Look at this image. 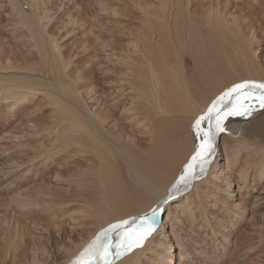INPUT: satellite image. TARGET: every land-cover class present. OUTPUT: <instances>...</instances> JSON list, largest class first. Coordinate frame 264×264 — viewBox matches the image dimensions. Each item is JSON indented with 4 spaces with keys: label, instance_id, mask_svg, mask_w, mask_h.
<instances>
[{
    "label": "rangeland",
    "instance_id": "obj_1",
    "mask_svg": "<svg viewBox=\"0 0 264 264\" xmlns=\"http://www.w3.org/2000/svg\"><path fill=\"white\" fill-rule=\"evenodd\" d=\"M157 1L0 0V58L3 61L0 66L7 65L5 60L9 59L13 65L18 64L23 69L25 68L20 70V72L22 71L20 74L23 75L0 72V85H25L30 87L29 92L33 94L29 99L19 104L14 112L0 108V264H65L70 255L72 257L77 253H75V249L80 253L93 239L96 224L93 220L90 224L88 223V215L94 213L98 208L96 203H99V208L104 204L100 191L90 183V175L87 173L89 167L98 164V160L89 158L74 163L79 155L74 154V149L70 148L73 144L70 140H64L65 145L60 140L57 141L60 143L58 146L62 147L58 155L60 158L57 160V164L60 165L50 173H46L47 170L41 163L36 165L38 169L31 164L33 159L36 160L38 152L39 154L41 151L46 153V150L56 142V139L53 140L51 135L48 136L52 140L49 139L47 134L51 131L50 128L58 125L56 122L59 119L55 106L49 105L50 99L55 100L54 96L45 93L44 81H49L52 79L51 76H56L57 73L50 68L52 63L49 59L50 52H47L46 58L41 52H45L46 48L49 50V38L46 34H51L52 39L59 46L60 60L65 63V76L62 78L64 81L66 80L65 82H70L73 88L80 92L78 93L81 100L78 104L79 108L83 112L89 113V109L97 110L99 107L103 115L104 112H107V97L109 96L108 99L115 98L120 90L118 79L121 76L125 78L129 73L125 74V71H128L125 60L129 53L131 56L134 55L133 44L141 33L142 14L149 8L150 11L157 12L160 9ZM210 1H213L214 6L218 5L227 22L235 20L239 29L237 36L239 39L245 40L259 73L254 71L255 67L244 64V60L239 57L242 47L237 39H234V42L236 41L235 52H237L234 53L238 58L234 59L232 50L235 44L232 42V36L224 34L225 36L219 37L217 33L208 32L203 26L202 18ZM182 2L184 6L189 2L188 10L185 8V13H182V20L188 24L190 33L186 32L187 27L183 23L185 31L183 30L181 34L177 32L178 35H183V40L180 37L183 47L177 41L172 42L171 46H176V50H172L173 60L169 61L165 68L167 84L164 83L166 86H163L161 90L163 93H168L172 102L177 101L180 97L184 98L186 91L191 99L194 96L197 108L198 104L204 105L205 100H210L212 98L210 96L214 95L216 99L233 84L245 80H264V0H182ZM145 7L147 8L145 9ZM170 9L169 11L172 12L173 8ZM19 12H24L32 19V30L44 25L43 35H39L38 31H34L35 33L32 34L33 32L23 26V23L20 22ZM187 13L191 14L190 20L192 21L187 19L189 18L186 17ZM35 16L36 18L41 17V26L35 23L36 18H33ZM45 30L47 31L45 32ZM204 37L206 38L204 39ZM226 38L231 41H225ZM208 47L213 51L219 47V57L215 51L211 52L214 57L211 63H207L202 58L205 54L210 55V53H204L209 51ZM230 57L233 65L229 62ZM207 66L208 69L205 70ZM215 67L222 69L219 68L220 83L213 75ZM105 74H109L108 78L105 77ZM24 76L30 77L32 80L25 82ZM72 80L74 82H71ZM211 82L212 84H210ZM214 84H217V87ZM199 85L203 86L204 90ZM195 86L201 90L196 88L195 91ZM214 90L215 92H213ZM59 91L64 95L70 89L62 87ZM161 91L159 89V92ZM96 102L98 103L95 105ZM179 102L181 103V99ZM166 103L168 100L162 104L164 109L167 106ZM87 105H89L88 108ZM59 106L60 113L63 110L67 113V120L63 127H67L68 124L74 126L70 121L71 110H74V100L72 103L63 102ZM126 106H129V103ZM189 106L194 107L191 102ZM122 109V107L119 108V113ZM234 118L231 117L225 123V128L230 130V127H234V123L235 125L241 123L240 119L244 121V118L241 117L240 119L235 118L240 120L238 122ZM257 119L248 120V124L245 122L249 126ZM106 122H108L107 127L118 124L114 118L106 119ZM48 127L50 128L48 129ZM39 130L41 135L34 136L33 134ZM107 130L109 131V129ZM149 131L147 125L141 126L125 136L123 140L130 145L133 144L136 148L133 147L132 150L135 149L134 152L137 154L147 148L135 145L138 136L143 137L144 141L147 140V144L144 146L152 144ZM181 131L182 129L179 134L183 139L186 138V135ZM76 137L80 140L85 135ZM175 138L181 137L179 135ZM253 139L249 134L242 138H235L228 135L226 130L220 133L218 135L216 167L203 179L195 182V188H191L165 206L159 227L152 237L157 242L162 241V243L172 246V257L169 254L170 259L164 260V263L177 264L178 250L175 247L179 242L178 239H183L187 244L185 264H231L219 255L222 246L225 245L224 237H228L231 241V248H235L237 244L239 253L241 252L238 264H264V176L260 178L257 174L258 170L251 168V161H249L253 159L262 161L264 148L259 145L260 142L257 144ZM189 147L186 148L188 149L186 154L192 152ZM251 147L254 149L251 150ZM20 149L29 150L23 157H7L8 152ZM236 149L237 152L234 153L233 151ZM2 151L4 152L2 153ZM12 160L16 162L14 163ZM181 162L176 164L177 167H174V171L177 172ZM20 163L22 168H18L12 173V169H15V166ZM125 165L124 163L120 173L125 182L133 183L129 179V172L127 168L125 169L127 167ZM27 169L29 171L33 169L29 173L31 175L28 180L20 185L16 184V181L22 176L23 170ZM244 170H247L248 173L247 186L242 184L240 176ZM80 171L82 176L77 177ZM174 171L173 176L178 173ZM213 174L220 176L218 183L223 189L217 195L218 200L215 199L213 190L206 185L207 179L212 185L209 179ZM56 175H60V177L57 178ZM167 175H170V171L165 174V176ZM174 177L176 178V175ZM78 180L82 183V187H77ZM225 182L229 184V188ZM252 189L256 192H252ZM155 194L160 195L161 191ZM29 196H31L30 199ZM213 200L217 202L213 203ZM22 201H28L27 207L21 208ZM239 203L242 204L243 209L236 210V213L241 217L232 220L229 217L235 215L233 205ZM202 207L210 213L209 217L206 216ZM189 210L192 212L193 218L198 219L194 223L191 221ZM252 215L254 219L249 220ZM203 220H210L211 226L219 231L216 237L213 236L209 227L202 224ZM175 233L178 238L174 236ZM79 249L81 250L79 251ZM159 251H161L160 247L147 245V248L141 251L142 264H163L162 256H154V253Z\"/></svg>",
    "mask_w": 264,
    "mask_h": 264
},
{
    "label": "bare ground",
    "instance_id": "obj_2",
    "mask_svg": "<svg viewBox=\"0 0 264 264\" xmlns=\"http://www.w3.org/2000/svg\"><path fill=\"white\" fill-rule=\"evenodd\" d=\"M157 4H158V7L160 6V9L157 7V9H159L157 12L153 10L150 11L151 10L150 8L149 10H147L146 9L147 7H145L146 11L143 12L142 14L143 17L141 19V23H142L141 30L142 31L140 30L141 33L138 35L135 43L134 42H133L134 44L132 43L134 47L133 48L134 55L131 56L129 55L130 54L129 53L127 55V59L125 60L126 62L123 61L125 62L126 68L128 70V71H125V74L126 72H129V73L126 74L125 78H122L121 76V78L118 79V81L120 82L119 84L120 90L118 94L115 96V98L108 99L109 97L108 95L110 94L107 93L108 97L106 101H108V103H107V106L105 105L107 112H104L103 115H102V111L99 110L101 109L99 107L97 110L89 109V113L83 112L82 109L79 108L78 104H80L81 100L79 98L80 96L78 93L80 92L74 89L73 85L70 82H65L66 80L64 81V79L62 78L65 76V70H64L65 63L61 62L60 60L61 57H60V53L58 49L59 46L52 39L51 34L50 35L49 33L46 34L47 38H49V40L47 39L48 44H49V50L46 48L45 52L41 51L43 53L42 55H45V58H46L47 52H50L49 59L52 62L50 64L51 65L50 68L53 71H57L56 76L54 75L51 76L54 82L52 79H49V81H44L45 82L44 86H45V93L49 94V96L52 95L55 98V100L50 99L49 105L55 106V109L58 111L59 119H57L56 117L57 119L56 124L58 125L52 128L48 127V129L49 128L51 129L50 132L45 129L46 131L50 133V134L49 133L47 134V137L51 135L53 140L56 139V142L52 144L51 148H48L46 150L47 151L46 153H42L41 151L39 154L38 152V155H36L35 157L36 160L33 159L31 164H33V166L36 169H38V167H36L37 164L39 163L43 164V168L47 170L46 171L47 174L50 173L55 167L60 165V164H57V160H59L60 158V156L58 155L62 147L60 148V146H58L60 144L59 142H57L58 140H60L64 145H65L64 140H70V142L73 143L71 144L72 146L70 144L68 145L71 146L70 148L74 149V150L72 149L74 151V154L77 153V155H79V157L76 160H74V163L78 162L79 160H85L89 158H96L98 160V164L96 166L89 167V170L87 172L90 175V179H89L90 183L93 186H96L98 188V190L100 191L102 195V202L104 203L100 208H99V203H96V206L98 208L94 211V213H89L88 215L89 217L88 223L90 224L91 220H93V222L96 224V230L94 233L95 235L101 229L106 228L111 223H114L116 221L123 220V219H128L130 217L138 216L139 214L147 211L154 203L159 201L166 194L167 190L170 187V184H172L175 181L180 171L182 170L183 165L189 160V158L191 157L194 151L195 145L197 143V139H196V136L192 128V124L194 120L197 118V116L205 112L208 106L213 102V100H215L214 95L210 96L212 97L210 100H205L206 102H204L202 99V101L205 104L202 105L201 103L200 104L201 106L198 104L199 107L197 106L196 108L197 103L195 102L194 96H192V99H191L190 96L187 95L186 91H185V97L179 98L181 99V103L179 102V99L175 102H172L169 99L170 97L167 95L168 93H163L161 91L163 86H166L164 85V83L167 84V76H166L165 68L167 67V64L169 63V61L173 60L172 50L176 48V46L173 47L171 46V44L173 41H177L178 44L179 45L181 44L183 47V43L181 42L183 35L180 36L177 33V32H180L181 34V32L184 30L183 23L187 27L186 32L190 33V28L188 24L184 20H182L183 18L182 13H185L184 12L185 8H187L188 10L189 2H187L184 6L182 0H158ZM209 4L210 5H207V11L202 18L203 26L207 29L208 32L214 31L215 33H217L219 37L221 35L222 36L231 35L232 36L231 39L233 40L232 42L235 44V47L233 48L234 51L232 50L233 53L236 50V41L234 42V39L235 40L237 39L238 43L242 47L241 53L238 50L240 54L239 57L242 60H244V64H246L247 66H253L257 69L258 68L257 64L253 60V56H251L252 54L248 51V46L245 40L242 38L239 39L237 36V32L239 31V29H238V25L236 24L235 20H233V22H230V23L227 22L224 15H222V13L220 12L218 5L214 6L213 1L212 2L210 1ZM15 6H17L16 3H15ZM168 7L171 9L173 8L172 12L169 11ZM186 15H187L186 17H189L187 19L189 21H192L190 20L192 18V17L190 18L191 14L187 13ZM19 16L21 18L20 22L23 23V26H26V28L29 31L33 32L32 34L35 33L34 31H38L39 35L40 34L43 35V30H44L43 27L45 26L40 25L42 24L41 17L36 18L37 15L33 17V18H36L35 23L39 24V26H41L39 28L41 29L35 26L36 30L35 29L32 30L31 28V24L33 23L32 19L24 12H19ZM46 31L47 30H45V32ZM205 38L206 37H204V39ZM187 39H190V38H187ZM225 41H231V40L227 39ZM217 45H220V44L217 43ZM218 48H215L214 51L219 57ZM212 51L213 50H210L209 48V51L204 52V53H210V55L205 54L202 57L204 58V61L206 60L207 63H211V61L214 58L211 55ZM235 53H234V56H235L234 59L238 58L237 54ZM230 60H231V57L229 58V62L231 63ZM5 61L7 62V65L0 66V72H4V73L11 72L16 75H19L20 73H22V71L20 72V70L25 69V68L23 69V67L18 64L13 65L12 61L9 59ZM226 61L228 62L227 58H226ZM1 63H3V61L0 58V64ZM231 64L233 65V63ZM219 68L215 67V69L213 70V75H214V78L217 80V82H219L220 75H221V73L219 72ZM206 69H208V66L205 67V70ZM256 69H254V71L255 72L258 71L259 73V70L258 69L256 70ZM20 75H23V74H20ZM108 75H106L105 77L108 78ZM24 80L25 82H29L32 79L30 77L24 76ZM254 81H264V80L258 79ZM71 82H74V81L72 80ZM110 84L112 85L113 83H110ZM210 84H212V82ZM197 86L194 87L195 91H196V88H198ZM215 86L217 87V84ZM62 87L69 88L70 91L67 94L63 95L59 91L62 89ZM202 87L201 89H203ZM159 89L161 92H159ZM29 90H30V87L25 86V85H0V108H6L8 112L16 111L19 104L29 99L30 95L31 96L33 95L32 93L29 92ZM52 90H55V91H52ZM203 90L201 91L202 94H203ZM52 92H55V93H52ZM213 92H215V90ZM61 96H64V97H61ZM188 96L190 99L188 98ZM202 97H205V96L202 95ZM73 100H74V110H71L70 121L74 126H72L71 124H68L67 127H63L64 122L67 120V113L65 110H63L62 113H60L59 105L67 101L69 103H72ZM167 100H168V103H166L167 106L164 109L163 108L164 105L162 104L164 101L166 102ZM190 102H191V105H194V107L189 106ZM192 102L194 103L192 104ZM97 103L98 102H96L95 105ZM128 103H129V106H126V104ZM88 106L89 105H87V108ZM120 107H122L123 109L119 113ZM163 113L169 114V115L167 116L161 115ZM260 115L262 116L258 118ZM111 118L112 119L114 118L118 122V124L115 126L107 127L106 125L108 122H106V119H111ZM238 118L240 119V117ZM229 119H231V117H229L228 120ZM254 119H257V120L254 123L252 122L249 126H247L248 120L253 121ZM240 120H241V123H238L236 125L234 123V127L233 128L230 127V130L228 128H225L227 134L228 135L230 134L232 137H235V138H242L244 135L249 134L251 139L255 138L253 140H255L257 144L258 142H260L261 144L259 145L264 148V110L257 111L256 113H254V115L251 118H247V119L244 118V121L242 119ZM240 120H237V122ZM142 121L144 122L142 123ZM227 121H225V123ZM245 121L247 122V124ZM244 122L247 127L245 126ZM144 125H147L149 127V130H150L149 132H151L150 140L152 141V144H149V146H144L147 144L146 142L147 140L144 141L145 139L143 137L138 136L137 144L135 145L143 146L147 148L146 149L143 148L144 150L142 151L139 150L140 152L136 154V152H134L135 149L132 150L133 147L134 148L136 147L133 146V144L130 145L128 142H125L123 138L127 136L129 133L133 132L135 129H138L139 127L144 126ZM106 128L109 129V131L111 132H109ZM181 129H182L181 133L186 135V138L184 139L181 136V134H179ZM39 134L41 135L40 130L39 132L33 135L36 136ZM178 134L180 135L181 138H175L176 136H179ZM73 135H74V138H72ZM80 135H85V137H81L79 140L78 137L76 136H80ZM51 137H49V139ZM218 143L219 142H218V136H217L215 158L206 176L209 174V172L212 171V169L216 167ZM187 146L188 147L190 146L192 149V152L188 154H186L187 153L186 150H188L186 149ZM252 149L254 148L251 147V150ZM28 150L29 149H20L18 151L17 150H13L12 152L10 151L7 153L9 154L7 155V157H10V158L23 157L25 154H27ZM64 150L66 149L64 148ZM3 152L4 151H2V153ZM233 152L236 153L237 149L236 151H233ZM226 158L228 160V155L226 156ZM181 160L183 161L181 162ZM249 161H251L250 167L256 168V170H258V173H257L258 176L260 178L263 177L264 176V159L262 161H255V159L249 160ZM180 162H181V165H179L180 166L179 169L177 170V168H175L178 172L177 173L173 169L174 167H177L176 164H179ZM124 163L126 164L125 166H127L125 167V169L127 168L129 172V179L133 183L129 181L125 182L122 174L120 173L122 171V168L124 167L123 166ZM257 163L258 165H256ZM21 165H22L21 163L19 165H16L15 166L16 168L12 169L11 172L13 173L17 171L18 168H22ZM30 171L29 169L23 170V174L20 177V179L16 181V184L20 185L21 183H24L26 180H28V177L31 175L29 174ZM169 171H170V175L165 176V174L169 173ZM173 171L177 173V174L174 173L176 175V178L174 177L175 175L173 176L172 174ZM42 172H45V171H42ZM56 176H58L57 178L60 177V175H56ZM78 176H82L81 171L78 172L77 177ZM240 176L242 178V184H245V186H247L246 184L247 178H248L247 170H244L242 173H240ZM219 179H220L219 175L213 174L209 179V181L212 182V185L209 184V182L207 181L208 179L206 180V185L209 186L211 190H213L214 197L217 200H218L217 195L223 191V189L221 188V185L218 183ZM76 183H77V187H82L81 185L82 183L80 182V180H78V182ZM225 185L227 186V188H229L228 183L225 182ZM195 186L196 185L193 184L192 189L195 188ZM252 190H253L252 192H256L254 191V189ZM159 191H161L160 195L155 194ZM91 197L93 198V196ZM30 198L31 196H29V199ZM246 201H248V199H246ZM216 202H217L216 200H213V203H216ZM27 205H28V201L27 202L22 201L20 206L21 208H25L27 207ZM242 207L243 206L241 203L233 205V209L235 210V215L230 216L229 218L232 220L240 218L241 215L236 213V210L241 211L243 209ZM202 210L204 211L206 216L209 217L210 213H208V211H205L204 207H202ZM188 212L189 214H191L192 223L198 220L197 218H193V214L190 210ZM92 216H95V218H92ZM250 219L253 220L254 216L253 215L250 216L249 220ZM202 224L205 227H209L214 237L218 235L219 231L211 226L210 220H203ZM154 234L155 233H153L152 236H150L147 240L144 241L142 247L133 248L131 252L124 255L118 262H120V264H142V261H141L142 252L141 251L146 249L147 245H152L153 247L161 248V251L154 253V256L155 257L162 256L163 259L161 260V262H163V264H168V263H164L165 262L164 260L170 259L169 254H171V257H172V246L166 245L162 243V241L157 242L153 240L152 237L154 236ZM174 236L178 238L176 233L174 234ZM113 241H115V235H113ZM178 241L179 242H177V247H175L178 250L177 264H185L187 260L186 258L187 257L186 255L187 244L183 239H178ZM224 241H225V245L222 246L219 252L220 257L222 259L224 258V260L226 261H229L231 264H238V260L241 256L240 255L241 252L239 253L237 244L235 248L233 247L231 248V241L229 240V238L224 237ZM76 250L77 249H75V253L76 252L77 253L73 255L72 257L70 255V258L67 259L65 264H71V262L79 255V252ZM80 250L81 249H79V251ZM173 252H174V248H173ZM164 254H168V255H164Z\"/></svg>",
    "mask_w": 264,
    "mask_h": 264
},
{
    "label": "snow or ice",
    "instance_id": "obj_3",
    "mask_svg": "<svg viewBox=\"0 0 264 264\" xmlns=\"http://www.w3.org/2000/svg\"><path fill=\"white\" fill-rule=\"evenodd\" d=\"M264 110V81L245 80L221 93L192 124L197 139L194 151L166 194L147 211L109 224L82 249L71 264H117L159 227L170 201L189 191L209 171L216 153V138L225 131L229 117L251 118ZM115 235V241H113Z\"/></svg>",
    "mask_w": 264,
    "mask_h": 264
}]
</instances>
